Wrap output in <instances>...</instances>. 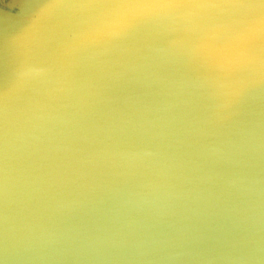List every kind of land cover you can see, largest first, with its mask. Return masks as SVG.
Masks as SVG:
<instances>
[{
  "label": "water",
  "instance_id": "95a60500",
  "mask_svg": "<svg viewBox=\"0 0 264 264\" xmlns=\"http://www.w3.org/2000/svg\"><path fill=\"white\" fill-rule=\"evenodd\" d=\"M0 264H264V0H0Z\"/></svg>",
  "mask_w": 264,
  "mask_h": 264
}]
</instances>
